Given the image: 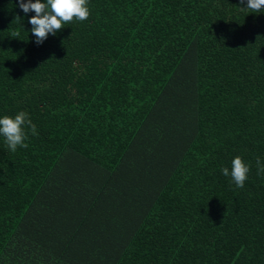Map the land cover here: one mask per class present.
I'll use <instances>...</instances> for the list:
<instances>
[{
  "label": "trees",
  "instance_id": "16d2710c",
  "mask_svg": "<svg viewBox=\"0 0 264 264\" xmlns=\"http://www.w3.org/2000/svg\"><path fill=\"white\" fill-rule=\"evenodd\" d=\"M87 6L37 45L0 0V118L38 132L0 137V264H264V12Z\"/></svg>",
  "mask_w": 264,
  "mask_h": 264
},
{
  "label": "clouds",
  "instance_id": "9594fccd",
  "mask_svg": "<svg viewBox=\"0 0 264 264\" xmlns=\"http://www.w3.org/2000/svg\"><path fill=\"white\" fill-rule=\"evenodd\" d=\"M19 9L24 13H35L28 23L31 25V34L35 37L37 45L42 44L49 35L55 36L59 30L63 29V25L76 21L83 22L90 16L88 8V0H17ZM241 11L264 12V0H239ZM15 19L20 20V17ZM18 36L19 33H13ZM28 129L31 135H38L35 124L32 123L28 114L24 111L18 112L14 118L8 115L0 118V137L4 138V143L11 152H15L18 147L26 148ZM257 174H264V164L259 158L256 160ZM250 166L245 163L240 156H236L231 161V169L224 167L221 173L225 177H230L231 183L236 188H243L245 181L248 179Z\"/></svg>",
  "mask_w": 264,
  "mask_h": 264
}]
</instances>
